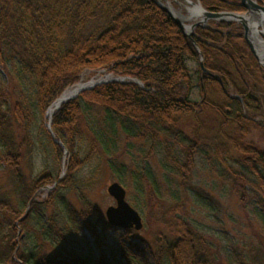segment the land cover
<instances>
[{"label":"trees","instance_id":"trees-1","mask_svg":"<svg viewBox=\"0 0 264 264\" xmlns=\"http://www.w3.org/2000/svg\"><path fill=\"white\" fill-rule=\"evenodd\" d=\"M199 1L211 12L243 10L235 0ZM259 2L264 5V0ZM210 23V29H196L194 44L153 0H0V63L9 73L27 75L35 88L34 104L10 105L7 95H0V165L11 179L17 173L12 180L24 188L19 203L0 194V264H211L201 252L197 231L180 216L199 148V129L189 138L183 125L199 124L207 112L220 119L219 132L230 147L222 146L219 154L228 149L239 153L233 168L221 158L223 174L232 177L243 206L250 196L248 204L264 225V149L245 142L251 128L264 129V68L236 23ZM199 53L215 77L201 78ZM99 72L125 80L87 90L53 113L52 131L66 155L41 126L44 151L58 168L64 165L65 177L57 182L59 176L47 171L25 185L19 171L24 140L17 143L12 122L30 127L36 112L44 115L84 74L91 78ZM194 89L200 101L192 97ZM27 135L29 155L35 142ZM121 135L128 143H151L161 136L174 144L164 148L165 160L172 164L169 174L178 179L173 187L166 179L163 188L146 168L130 173L141 198L132 201L136 211L145 210L152 200L173 204L171 220L164 223L174 230L173 240L160 236L154 249L142 240L138 247L132 230L120 233L108 225L87 196L104 161L120 181L128 174L116 162ZM87 165L89 175L82 178ZM67 192L77 196L79 212L66 200ZM47 211V226L39 234L36 228L29 232L28 222L37 226ZM77 217L94 238L97 258L80 256L62 242L64 230L69 235L78 231ZM109 231L116 232L112 244L104 239ZM37 234L55 251L32 244Z\"/></svg>","mask_w":264,"mask_h":264},{"label":"rangeland","instance_id":"rangeland-1","mask_svg":"<svg viewBox=\"0 0 264 264\" xmlns=\"http://www.w3.org/2000/svg\"><path fill=\"white\" fill-rule=\"evenodd\" d=\"M190 1L193 3L199 2L202 6L199 0ZM235 2L240 6V0H235ZM256 3L264 7L259 0ZM164 5L175 13L189 17L188 10L191 9V6L181 0H168ZM202 8L204 7L202 6ZM245 12L246 10L244 8L238 13L244 14ZM201 20L194 19L192 22L187 23V25L198 23ZM210 26L212 24L208 22L207 29ZM240 29L242 30L241 27ZM187 65L191 68L193 62L188 61ZM106 76L109 77L107 78ZM112 78V75L105 74L104 72H99L96 76L89 78V74L87 73L81 77L79 83L70 87L65 92L73 89L80 83H89L93 80V82L98 80H111ZM196 90L194 89L192 92V97L200 101L201 96ZM3 93L7 95L6 100L10 105L16 102H25L26 105L35 103V88L31 85L30 78L27 75L20 77L17 70L9 73V70L6 71L3 69L0 63V95H3ZM256 120L261 121L259 118ZM200 123L201 125L199 126ZM200 123L194 124L186 122L183 125L184 134L189 138L194 135L195 130L199 129V148L195 156V165L192 169L190 180L186 181L187 193L182 201L183 206L180 210V216L197 231L196 234L201 239L199 241L202 248L201 252L204 255V259L209 260L211 264H264V225L255 214L254 206L248 204L251 200L250 196H248V200L245 206H243L233 191L232 177L223 174L224 168L222 167L221 158L224 156L226 164L233 168L236 165L235 162L239 159V153L228 149L226 152L224 151V154H219L222 146H225V148L230 147L226 139L219 132L220 119L214 116L212 112H207L201 117ZM47 124V112L44 115L36 112L34 121L27 128L18 127V124L12 122L11 134L15 140L17 143L24 140L19 171L21 180L25 185H29L33 179L47 171L52 172L56 176H60L61 172H63L62 178L65 177L64 165L58 168L52 155L44 151L45 140L41 126L43 125V128L45 127L48 130ZM81 126L82 129H85L83 123ZM27 134L35 142L33 152L29 155H27ZM55 139L59 141L56 137ZM168 142L166 138L161 136H158L151 143H145L140 140H133L128 143L123 135L117 139L116 153L118 158L116 162L119 165H123L128 171V174L122 178L124 181H120L117 174H114L109 169L105 161L103 162L101 165V173L95 186L87 192V196L95 207L98 217L106 221V209L110 206H115L113 198L107 193L108 186L114 182L119 183L125 189L126 200L131 206H133L132 201H140L141 198L138 196L130 178L131 171L143 172L145 168L149 169L155 177L156 182L163 188H166L168 184L173 187L175 180L178 179H176L175 175L169 174L168 169L172 167V164H168L164 157L165 144L167 145ZM245 142L264 149V129L261 127L251 128L245 137ZM169 144L174 145L170 142ZM63 149L64 151L66 150L65 146ZM90 169L91 167L88 165L84 167L80 172V176L82 178L88 176ZM15 174L12 175L14 181ZM12 179L10 171L0 165V194L6 195L9 201L15 204L16 202L19 203V197L24 188L17 185ZM166 179L169 181L168 184ZM65 198L77 212L81 210L82 206L74 193H65ZM172 206V202L167 203L165 199H159L158 201L152 200L148 202L145 210H138L142 218L143 228L140 231L132 230L136 236L133 239L134 243L138 247H140V240L151 246L152 249L157 247V240L160 236L169 241L173 240L174 230L168 229L164 224L171 220L172 215L169 216L168 212ZM49 213L47 211L42 214L39 218L38 225L35 227L34 222L29 221L27 228L29 232H31V229L36 228L39 234L40 229L48 224ZM76 221L77 232L69 235L64 230V239L60 237H57V239L59 241L63 239L64 241L62 242L67 245L68 249L73 250L74 253L80 256L97 258L99 253L94 238L81 225L78 217ZM119 232L123 233L120 230ZM114 233L116 232L109 231L107 233V236L104 238L106 243H113L112 238ZM38 234V239H35L32 244L41 246L47 251L54 252L55 249L51 248V245L42 243V237Z\"/></svg>","mask_w":264,"mask_h":264},{"label":"water","instance_id":"water-1","mask_svg":"<svg viewBox=\"0 0 264 264\" xmlns=\"http://www.w3.org/2000/svg\"><path fill=\"white\" fill-rule=\"evenodd\" d=\"M155 4L164 12H166L173 22L179 27L183 36L186 39H189L191 42H194L193 37L195 36V29L197 27L207 28V23L209 21H217V22H237L239 23L244 31L243 38L249 47L252 55L258 60L260 65L264 67V57L259 56L256 50L255 43L257 40L263 42L262 38H264V7L260 6L256 3V0H240V5L245 8L246 12L244 14H236L230 12H210L202 8V6L198 3H193L190 0H183L187 5H190L193 8L198 7L200 10V18L202 19L198 23H193L192 25H187L193 21V19L197 18L191 14L190 10H188L189 17H184L179 13H175L170 10L164 3H167L168 0H153ZM194 17V18H193ZM255 21V23H254ZM254 23V24H253ZM201 55V54H200ZM200 71L201 76L207 75L211 77H215L210 71L206 70L203 65V58L200 60ZM107 78L109 76H106ZM124 78H112L111 80H98L96 82H89L84 87L76 91L72 96L68 98H64V93L51 105V107L47 111L48 118V132L51 136V139L54 144L64 148L63 144L55 139L54 133L51 130V117L53 115V111L59 109V107L67 101L75 100L81 93L91 90L94 87L107 84L110 82H124ZM53 108V109H51ZM67 151H64L66 154ZM62 173L59 176V182L62 179ZM108 195L113 198L115 202V206H110L105 211V217L108 225L118 229V230H134L140 231L143 228L142 218L140 214L126 201V191L125 189L117 182L110 184L107 188ZM28 214V208L26 211V215ZM24 219L21 218L20 221Z\"/></svg>","mask_w":264,"mask_h":264},{"label":"bare ground","instance_id":"bare-ground-1","mask_svg":"<svg viewBox=\"0 0 264 264\" xmlns=\"http://www.w3.org/2000/svg\"><path fill=\"white\" fill-rule=\"evenodd\" d=\"M191 14H193L195 17L198 15L197 18H195V20L197 19H201L199 16H200V10L198 7H195V8H191L190 10ZM194 18V17H193ZM194 20V19H193ZM255 23V21H254ZM253 23V24H254ZM260 56L264 57V54H259ZM94 81V80H93ZM87 83H80L79 85H77L76 87H74L73 89L71 90H68L67 92L64 93V98H68L70 96H72L76 91H78L79 89H81L82 87H84V85H86ZM53 109V108H51Z\"/></svg>","mask_w":264,"mask_h":264},{"label":"flooded vegetation","instance_id":"flooded-vegetation-1","mask_svg":"<svg viewBox=\"0 0 264 264\" xmlns=\"http://www.w3.org/2000/svg\"><path fill=\"white\" fill-rule=\"evenodd\" d=\"M222 1H228V0H222ZM183 2V1H182ZM229 12H231V11H229ZM239 11H236V12H234V13H238ZM241 13V12H240ZM240 13H238V14H240ZM222 23H236V22H222ZM239 27H241L242 28V26H240V24H238V23H236ZM242 30H243V28H242ZM243 33V32H242ZM262 40H263V42H261L260 43V41L259 40H257L256 41V43H255V46H256V50H257V53L258 54H264V38H262ZM249 48V47H248ZM250 51V50H249ZM260 56V55H259ZM255 58V57H254ZM256 59V58H255ZM258 62V61H257ZM238 98H239V100H240V102H242V100H241V98L238 96Z\"/></svg>","mask_w":264,"mask_h":264}]
</instances>
